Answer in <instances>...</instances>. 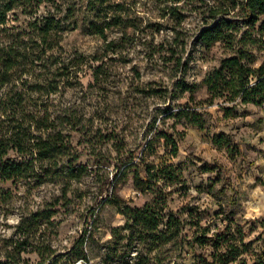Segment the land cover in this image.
<instances>
[{
  "label": "trees",
  "instance_id": "16d2710c",
  "mask_svg": "<svg viewBox=\"0 0 264 264\" xmlns=\"http://www.w3.org/2000/svg\"><path fill=\"white\" fill-rule=\"evenodd\" d=\"M151 1L163 13L177 17L185 3ZM214 3L207 8L213 23L197 35L206 47L223 42L233 49L237 26L227 16L236 8L250 27L264 16V0ZM138 8H142L141 3L137 6L134 0H0V217L6 221L15 210L24 213L10 227L8 237L0 233V264H29L27 256L31 254L37 255L40 264H57L55 251L45 244L43 233L55 234L52 218L57 208L67 207L71 200L67 194L88 174L87 167L78 162V146L92 140L96 145L112 142L114 157L96 151V158H105L115 169L112 190L104 201L116 207L125 219L122 227L112 230L105 264H170L171 248L179 259L191 254V264H264V216L252 220L236 217V201L226 193L232 190L229 181L214 189L221 180L217 176L214 183L205 187L216 207L209 215L197 205L177 212L168 206L170 188L185 187L180 167L172 162L185 137V128L203 130L207 124L204 116L214 104L222 111L221 118L226 119L236 116L238 107L264 102V41H250L251 46L259 45L262 53L258 66H254V55L240 40V48L222 59L198 84L186 85L183 80L173 83L175 72L185 74L186 64L170 53L169 57H159L163 64L173 62L165 78L141 84L139 69L134 65L131 70L135 83L126 89L118 83L112 90L108 87L112 67L107 63L114 59L108 56L120 55L118 61L125 63L123 54L141 40L150 25L143 24ZM79 13L82 19L77 18ZM20 18L22 24H18ZM80 22H85L86 32L99 42L89 54L68 53L62 45L66 34ZM258 33L264 37V19ZM149 48L153 55L160 47H156L157 51L152 45ZM89 70L91 82L84 86L81 76ZM199 89H205L206 95L197 100L195 93ZM100 92L103 102L95 97ZM107 93L119 98L124 95V102L130 107L138 95L160 100V106L154 109L160 115L158 125L153 118L149 129L141 137L135 135L133 141L124 131L120 136L103 133L101 125L90 131L87 125L95 119L103 123L104 113L110 112L105 102L109 99ZM167 120H171L169 125ZM178 124L182 126L180 130L176 128ZM76 135L79 139L74 142ZM211 141L218 148L239 154L224 134L213 135ZM199 171L217 174L220 167L205 163ZM127 177L136 191L151 195L149 202L132 207L115 194L116 184ZM107 182L106 179L103 184ZM45 184L57 186L58 194L32 210L29 199ZM261 185L264 187V182ZM19 197H24V202L16 206ZM183 213L184 219L180 217ZM2 221L0 226H6ZM41 229L43 233L37 235ZM255 229L259 231L248 240ZM168 246L170 249H166ZM73 252L74 258L84 257L81 244L75 245L70 253ZM132 252H136V260L129 263L127 257Z\"/></svg>",
  "mask_w": 264,
  "mask_h": 264
},
{
  "label": "rangeland",
  "instance_id": "374dc122",
  "mask_svg": "<svg viewBox=\"0 0 264 264\" xmlns=\"http://www.w3.org/2000/svg\"><path fill=\"white\" fill-rule=\"evenodd\" d=\"M134 1L137 2V6L141 3L142 8L138 9L143 24L150 25L143 33L144 35H141V40L123 54L125 63L118 61L120 55L108 56L109 59H114V61L108 60L107 63L112 67L113 77L108 85L112 90L113 86L118 83L123 84L124 89L133 82L135 83L131 70L134 65L139 69L141 84L158 81L160 77L165 78L164 75L170 73L173 62L163 64L159 57H169L170 53H173L174 59L179 58L182 63L186 64L185 74L175 72L176 76H173L172 81L174 83L183 80L186 85L198 84L218 67L222 59L232 56L234 49L240 48L238 44L240 40L254 55V66H258L262 61L259 45L251 46L250 41L254 39L257 44L259 41H264V37L258 33L264 16L259 18L253 27H250L243 21L239 9L236 8L227 16L237 26L233 31V49L227 48V44L223 42H215L206 47L198 41L197 35L202 28L213 23L214 20L207 13V8L214 5L215 0H185V3L180 6L178 17L163 13L151 0ZM43 11L44 9L42 13ZM76 16L82 19L83 15L79 13ZM72 21V19L69 20V22ZM21 22L22 18L18 24H22ZM84 23L80 22L77 28L68 32L64 37L62 45L68 53L79 51L89 54L99 43L86 32ZM150 45L155 48L160 47L158 52L150 55L152 52ZM90 75L89 70L81 76V83L84 86L91 82ZM107 95L109 99L105 102L110 112L104 113L103 123L100 124L99 120L95 119L92 125H87L90 131H95L101 125L103 133L113 132L120 136V132L124 131L129 135V141H133L135 135L141 137L149 129L148 124L153 118H156L155 125H158L160 115L154 113V109L160 106V100L147 99L138 95L130 107L124 102V95L120 98L115 93H107ZM205 95V89H199L195 93L197 100L203 99ZM95 97L97 101H104L102 92ZM87 111L91 112V110ZM236 111V116L222 119V111L217 104H214L208 108L209 114L204 116L207 124L203 130L195 127L185 128L186 134L180 143L178 155L172 160L182 171L185 187L170 188L168 206L171 211L177 212L184 207L197 205L208 215L211 214L216 207L212 204L211 197L206 194L205 187L214 183V179L219 176L220 183L214 184V189H218L223 181H229L232 190L231 192L227 190L226 193L233 195L236 201L233 204L236 217L240 220H252L264 216V187L261 185L264 182V102L261 105L241 106ZM90 114L92 113H85L86 116ZM170 123L171 120L166 121V125ZM176 128L180 130L181 124H178ZM218 134L228 136L239 154L229 153L224 148L214 146L211 137ZM78 139L76 135L74 142ZM111 144V141H103L102 144L96 145V142L92 140L90 143L82 142L78 146L81 152L78 162L87 167L88 174L82 177L81 183L73 185L74 191L67 194V197L71 199L67 207L57 208V213L52 218L56 224L55 234L47 235L43 233V229L37 233V235L43 233L45 244H49L55 251L57 264H74L80 259L73 257L74 252L70 253L75 245L80 244L84 257L88 259V264H105L104 257L112 239V230L124 224L125 219L118 209L104 201L106 194L112 190L111 178L115 169L110 162L105 161V158L99 160L96 158V151H101L105 156L114 157L115 154L110 149ZM205 163L217 164L220 172L217 174L200 172L199 167ZM106 179L108 182L105 185L103 183ZM57 188L52 184H45L35 190L34 195L29 199L30 208L36 210L44 203L52 201L53 196L58 194ZM102 188L103 192H99ZM114 192L132 207H140L151 199V195L136 191L130 177L116 184ZM23 202L24 197H19L15 205L18 206ZM256 208L260 211H255ZM22 214H24L22 211L15 210L6 221H2L0 217L2 223L6 222V226H0V233L8 237L12 232L10 227L17 223ZM180 217L184 219V213ZM258 231L255 229L247 236V239H252ZM79 240L81 242L76 243ZM208 250L209 248L206 247V253ZM74 251L76 252V249ZM135 254L136 252L129 254L127 257L129 263L136 260ZM175 255L174 249L171 248L169 250L170 264L192 263L191 254L182 256L181 259L176 258ZM27 258L29 264H40L36 254L28 255Z\"/></svg>",
  "mask_w": 264,
  "mask_h": 264
},
{
  "label": "built area",
  "instance_id": "2783aa9c",
  "mask_svg": "<svg viewBox=\"0 0 264 264\" xmlns=\"http://www.w3.org/2000/svg\"><path fill=\"white\" fill-rule=\"evenodd\" d=\"M74 264H88V259L86 257H82L78 259Z\"/></svg>",
  "mask_w": 264,
  "mask_h": 264
},
{
  "label": "clouds",
  "instance_id": "9594fccd",
  "mask_svg": "<svg viewBox=\"0 0 264 264\" xmlns=\"http://www.w3.org/2000/svg\"><path fill=\"white\" fill-rule=\"evenodd\" d=\"M254 210H255V211H257V212H258V211H260V209H259V208H256V209H254Z\"/></svg>",
  "mask_w": 264,
  "mask_h": 264
}]
</instances>
